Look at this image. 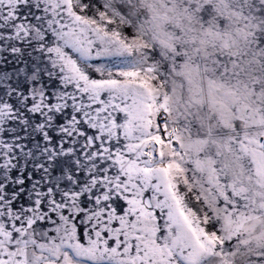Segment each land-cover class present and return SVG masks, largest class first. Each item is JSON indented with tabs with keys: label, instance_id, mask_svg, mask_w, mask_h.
Masks as SVG:
<instances>
[{
	"label": "snow or ice",
	"instance_id": "1",
	"mask_svg": "<svg viewBox=\"0 0 264 264\" xmlns=\"http://www.w3.org/2000/svg\"><path fill=\"white\" fill-rule=\"evenodd\" d=\"M0 264H264V0H0Z\"/></svg>",
	"mask_w": 264,
	"mask_h": 264
}]
</instances>
